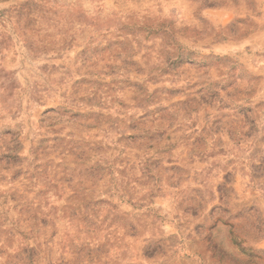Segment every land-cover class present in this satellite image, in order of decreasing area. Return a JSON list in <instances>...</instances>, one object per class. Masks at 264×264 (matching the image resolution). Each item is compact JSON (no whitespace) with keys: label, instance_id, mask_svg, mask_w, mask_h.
Wrapping results in <instances>:
<instances>
[{"label":"rangeland","instance_id":"rangeland-1","mask_svg":"<svg viewBox=\"0 0 264 264\" xmlns=\"http://www.w3.org/2000/svg\"><path fill=\"white\" fill-rule=\"evenodd\" d=\"M0 264H264V0H0Z\"/></svg>","mask_w":264,"mask_h":264}]
</instances>
